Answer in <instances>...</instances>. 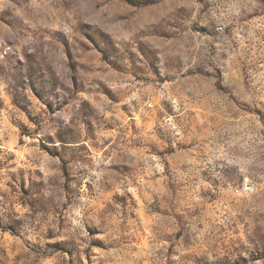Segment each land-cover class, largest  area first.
Listing matches in <instances>:
<instances>
[{"label": "rangeland", "instance_id": "obj_1", "mask_svg": "<svg viewBox=\"0 0 264 264\" xmlns=\"http://www.w3.org/2000/svg\"><path fill=\"white\" fill-rule=\"evenodd\" d=\"M0 264H264V0H0Z\"/></svg>", "mask_w": 264, "mask_h": 264}]
</instances>
